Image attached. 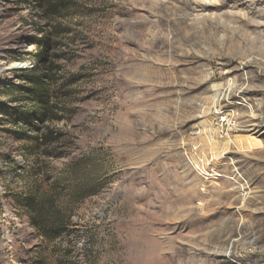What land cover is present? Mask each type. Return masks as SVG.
Returning a JSON list of instances; mask_svg holds the SVG:
<instances>
[{"label":"rangeland","instance_id":"1","mask_svg":"<svg viewBox=\"0 0 264 264\" xmlns=\"http://www.w3.org/2000/svg\"><path fill=\"white\" fill-rule=\"evenodd\" d=\"M21 73L57 82L59 141L0 126V264H264V0H0ZM39 166L94 192L56 240L9 197Z\"/></svg>","mask_w":264,"mask_h":264},{"label":"trees","instance_id":"2","mask_svg":"<svg viewBox=\"0 0 264 264\" xmlns=\"http://www.w3.org/2000/svg\"><path fill=\"white\" fill-rule=\"evenodd\" d=\"M41 1V0H39ZM47 45V43H45ZM21 84L10 86L7 82H0L1 91L9 95V102L18 106L6 107L0 103V126H6L4 131L13 132L14 138L20 143L16 148L32 152L41 145H53L59 141L47 126L38 128L35 125H45L56 119V106L54 102V88L56 81L47 73L27 74L21 73L16 76ZM14 96V98H12ZM20 105H28L25 108ZM8 129V130H7ZM34 131L35 136H28V132ZM30 145L31 147H27ZM25 147V148H24ZM21 155V154H20ZM0 160L6 167L13 165V157L2 156ZM15 161V160H14ZM12 171V175L19 176L23 171L19 160ZM24 163H26L23 160ZM79 165L75 167L78 168ZM43 166L37 167V174L34 178V188H26L19 194H11L17 210L22 214L30 228L34 229L39 236L56 240L61 234L67 235L72 226V213L75 203H81L86 196L94 192L83 186L80 179H77L76 171L69 177L62 180L57 172L48 173ZM29 168L26 170L28 172ZM55 171V170H54ZM4 172L0 176H4ZM72 175V177H71ZM3 213V206L0 201V215ZM68 251L66 255H68Z\"/></svg>","mask_w":264,"mask_h":264},{"label":"built area","instance_id":"3","mask_svg":"<svg viewBox=\"0 0 264 264\" xmlns=\"http://www.w3.org/2000/svg\"><path fill=\"white\" fill-rule=\"evenodd\" d=\"M212 177V176H211Z\"/></svg>","mask_w":264,"mask_h":264}]
</instances>
